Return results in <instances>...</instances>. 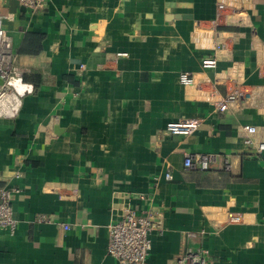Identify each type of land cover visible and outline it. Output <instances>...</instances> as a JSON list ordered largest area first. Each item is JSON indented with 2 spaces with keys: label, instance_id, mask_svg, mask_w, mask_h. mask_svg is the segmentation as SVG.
I'll list each match as a JSON object with an SVG mask.
<instances>
[{
  "label": "crops",
  "instance_id": "crops-1",
  "mask_svg": "<svg viewBox=\"0 0 264 264\" xmlns=\"http://www.w3.org/2000/svg\"><path fill=\"white\" fill-rule=\"evenodd\" d=\"M0 25L21 68L43 77L0 116V186L18 220L0 227V264H122L108 227L128 207L163 229L148 264L189 248L208 264H264V152L242 131L264 140V0H48L35 12L0 0ZM37 35L41 52L21 54ZM209 56L216 67L202 66ZM244 86L251 101L219 109ZM188 118L202 120L194 133L166 129ZM190 152L217 160L186 170Z\"/></svg>",
  "mask_w": 264,
  "mask_h": 264
},
{
  "label": "built area",
  "instance_id": "built-area-1",
  "mask_svg": "<svg viewBox=\"0 0 264 264\" xmlns=\"http://www.w3.org/2000/svg\"><path fill=\"white\" fill-rule=\"evenodd\" d=\"M22 6L31 12L44 8L48 0H17ZM219 9H224L223 4H219ZM125 55L126 53H121ZM217 65L216 56H209L203 59L204 68H213ZM23 70L18 62V53L7 30L0 25V116H16L22 106V97L33 91V85L23 80ZM179 81L183 85H193L196 77L190 72H181ZM18 85L20 87H18ZM255 97L249 86L236 87L229 92L219 103L220 110H227L237 101L248 103ZM200 118H188L171 121L166 129L175 135H190L200 126ZM242 131L246 133L245 142L253 145L258 154L264 152V140L257 139V126L245 125ZM217 160V155L213 153L190 152L186 154L184 168L186 170H208L212 162ZM224 168L231 171L233 164L229 157L224 158ZM168 179L172 178V173H166ZM13 193L14 191L0 186V227L15 232L18 220L13 213ZM233 221L240 220V216L230 214ZM43 220V217L39 218ZM157 216L152 212H139L135 208L128 207L123 215L109 224V244L110 255L119 259L122 264H148L149 255L152 249V233L163 229L159 228ZM65 225V229H69ZM189 236H195L190 233ZM178 264H208L207 251L203 249H187L179 258Z\"/></svg>",
  "mask_w": 264,
  "mask_h": 264
},
{
  "label": "trees",
  "instance_id": "trees-1",
  "mask_svg": "<svg viewBox=\"0 0 264 264\" xmlns=\"http://www.w3.org/2000/svg\"><path fill=\"white\" fill-rule=\"evenodd\" d=\"M39 39H42V38L39 37V38H36L35 40H31L29 42H28V40L26 41V39H25L24 43L22 44V46L19 49V52L21 54H39L43 48L42 44H39V45L37 44L38 43L37 41ZM23 80L27 83L28 82L32 83L34 88H36L42 83V80H43L42 73L40 70H36V69L32 70L31 72H29V71L25 72L23 75Z\"/></svg>",
  "mask_w": 264,
  "mask_h": 264
},
{
  "label": "bare ground",
  "instance_id": "bare-ground-1",
  "mask_svg": "<svg viewBox=\"0 0 264 264\" xmlns=\"http://www.w3.org/2000/svg\"><path fill=\"white\" fill-rule=\"evenodd\" d=\"M18 87H20V86L18 85Z\"/></svg>",
  "mask_w": 264,
  "mask_h": 264
}]
</instances>
